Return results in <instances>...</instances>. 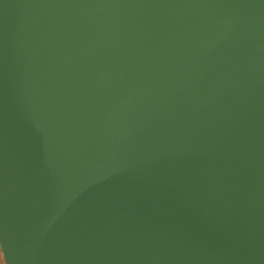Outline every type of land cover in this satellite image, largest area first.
Segmentation results:
<instances>
[{
    "label": "water",
    "instance_id": "water-1",
    "mask_svg": "<svg viewBox=\"0 0 264 264\" xmlns=\"http://www.w3.org/2000/svg\"><path fill=\"white\" fill-rule=\"evenodd\" d=\"M6 264H264V0H0Z\"/></svg>",
    "mask_w": 264,
    "mask_h": 264
},
{
    "label": "rangeland",
    "instance_id": "rangeland-1",
    "mask_svg": "<svg viewBox=\"0 0 264 264\" xmlns=\"http://www.w3.org/2000/svg\"><path fill=\"white\" fill-rule=\"evenodd\" d=\"M0 264H6L4 257H3V254H2V251H1V248H0Z\"/></svg>",
    "mask_w": 264,
    "mask_h": 264
}]
</instances>
